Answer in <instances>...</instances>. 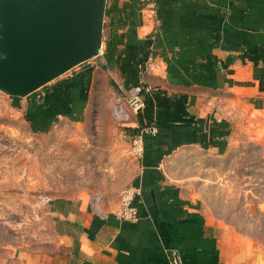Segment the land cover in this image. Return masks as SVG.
<instances>
[{
	"label": "crops",
	"instance_id": "1",
	"mask_svg": "<svg viewBox=\"0 0 264 264\" xmlns=\"http://www.w3.org/2000/svg\"><path fill=\"white\" fill-rule=\"evenodd\" d=\"M107 2L106 40L118 42L121 59L146 62L144 82L160 132L144 144L131 183L140 189L138 217H118L119 196L112 206L91 195L55 198L49 204L53 243L21 249L16 263L177 264L178 257L181 264H254L253 242L216 223L167 169L172 154L186 146L220 155L236 137L249 136L264 150V0ZM96 67L51 81L32 105L42 100L56 108L62 99L52 101L49 93L67 80L89 86L83 75ZM138 117L133 115L134 132Z\"/></svg>",
	"mask_w": 264,
	"mask_h": 264
},
{
	"label": "rangeland",
	"instance_id": "2",
	"mask_svg": "<svg viewBox=\"0 0 264 264\" xmlns=\"http://www.w3.org/2000/svg\"><path fill=\"white\" fill-rule=\"evenodd\" d=\"M105 19L103 49L109 31ZM103 57L60 76L72 77L84 66H98L91 75H83L89 86L82 79L63 81L57 92L49 93L62 99L54 111L42 100L32 105V97L43 95L45 87L23 96L0 90V264H17L23 248H48L53 243L49 212L53 199L91 195L112 206L140 172L142 157L131 152L127 139L132 126L116 121L113 112L115 98L126 101L128 89L114 68H103L99 61ZM147 75L145 62L143 81ZM171 159L168 176L182 183L186 193L192 191L216 223L249 238L257 252L256 260L252 256L249 261L264 264L261 145L249 136H238L225 154L186 146Z\"/></svg>",
	"mask_w": 264,
	"mask_h": 264
},
{
	"label": "water",
	"instance_id": "3",
	"mask_svg": "<svg viewBox=\"0 0 264 264\" xmlns=\"http://www.w3.org/2000/svg\"><path fill=\"white\" fill-rule=\"evenodd\" d=\"M106 8L107 0H0V90L31 94L103 54Z\"/></svg>",
	"mask_w": 264,
	"mask_h": 264
},
{
	"label": "built area",
	"instance_id": "4",
	"mask_svg": "<svg viewBox=\"0 0 264 264\" xmlns=\"http://www.w3.org/2000/svg\"><path fill=\"white\" fill-rule=\"evenodd\" d=\"M145 65H141L140 83L128 90L126 101L121 98H115L113 105L114 118L116 121L123 124L133 123V115H139L145 107L144 91L149 92V87L144 84L142 77L144 76ZM135 133L127 134V139L131 143V152L134 155L143 157L144 155V138L148 135H156L159 128L156 123L140 124L139 120L136 121ZM140 194L139 187L129 185L124 188L120 195L119 209L117 215L122 220H134L138 217L137 208L134 205L136 197Z\"/></svg>",
	"mask_w": 264,
	"mask_h": 264
},
{
	"label": "trees",
	"instance_id": "5",
	"mask_svg": "<svg viewBox=\"0 0 264 264\" xmlns=\"http://www.w3.org/2000/svg\"><path fill=\"white\" fill-rule=\"evenodd\" d=\"M103 56L106 60V67L108 68H117L119 70V75L122 78L124 87L126 89H131L132 87L136 86L140 83V72H141V65H145V61H136L135 59H121L120 58V50L118 47V42L113 40H109L106 43V47L104 49ZM67 82L69 83L70 80ZM144 98H145V107L143 111L139 113V122L140 124H149L155 122V99L149 93L144 91ZM52 101H55V97H51ZM53 106L50 107V110H56ZM130 132L135 133L133 128H129ZM160 133V132H159ZM159 134L156 135H148L144 138V144H147L151 137H157Z\"/></svg>",
	"mask_w": 264,
	"mask_h": 264
}]
</instances>
